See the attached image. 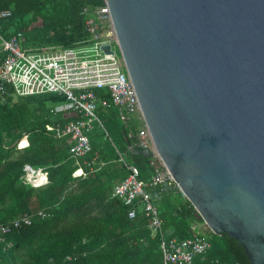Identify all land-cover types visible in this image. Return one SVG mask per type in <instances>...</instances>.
Here are the masks:
<instances>
[{
    "label": "water",
    "instance_id": "obj_1",
    "mask_svg": "<svg viewBox=\"0 0 264 264\" xmlns=\"http://www.w3.org/2000/svg\"><path fill=\"white\" fill-rule=\"evenodd\" d=\"M103 1L162 163L211 232L264 264V0Z\"/></svg>",
    "mask_w": 264,
    "mask_h": 264
},
{
    "label": "trees",
    "instance_id": "obj_2",
    "mask_svg": "<svg viewBox=\"0 0 264 264\" xmlns=\"http://www.w3.org/2000/svg\"><path fill=\"white\" fill-rule=\"evenodd\" d=\"M102 4L103 0H0V13L9 10L8 16L0 17V33L20 32L24 47L69 46L86 34L83 8ZM96 93L109 96L103 89ZM64 100L55 93L6 103L0 99V224L34 214L30 225L0 234V264H163L159 237L152 234L144 214L128 218L129 207L112 196L115 184L127 175L119 153L138 167L142 180L153 170L149 155L127 150L126 129L109 103L97 108L101 125L95 123L88 133L90 152L78 160L71 157L67 138L46 130L52 122L48 103ZM23 135L29 144L18 148ZM26 163L43 167L48 182L39 187L24 183ZM79 166L85 175L73 176ZM148 191L169 238L192 236L191 226L204 224L179 189L174 194L159 187ZM39 210L43 216L36 215ZM207 228L201 226L199 232H208L210 249L192 264H250L235 239Z\"/></svg>",
    "mask_w": 264,
    "mask_h": 264
},
{
    "label": "built area",
    "instance_id": "obj_3",
    "mask_svg": "<svg viewBox=\"0 0 264 264\" xmlns=\"http://www.w3.org/2000/svg\"><path fill=\"white\" fill-rule=\"evenodd\" d=\"M82 13L87 16L86 34L69 46L24 47L20 42L21 33L10 36L0 33L1 102L45 93L63 96L64 105L50 107L52 122L46 126V130L56 138L66 137L69 153L76 160L91 150L88 133L95 123L101 125L97 108L113 104L117 119L126 129L127 150L147 149L153 170L148 179L142 180L138 167L126 162L124 154L119 153V160L125 164L127 175L115 184L112 196L129 207L128 218H135L140 211L144 214L152 234L159 237L163 264H192L196 256L208 252L211 243L208 237L200 234L199 224L191 226L192 236L182 239L169 238L163 230V221L148 189L170 188L174 192L179 188L153 146L123 60L112 48L111 42L116 41V37L108 5L103 1L101 6H85ZM8 15L9 10L0 13V17ZM107 45L109 49L104 50L102 47ZM89 47L93 54L87 53ZM97 89L105 90L109 94L108 98L99 96ZM62 114L69 116L64 122H60ZM24 139L26 142L22 144ZM28 144L27 136L23 135L17 147ZM22 170V179L26 184L39 187L48 182V174L43 167L26 163ZM80 175L84 176L85 172L79 166L73 176ZM43 214L42 210L36 213L38 216ZM33 216L22 214L9 223L0 224V234L9 232L12 227L17 229L30 225ZM0 241H3L2 236Z\"/></svg>",
    "mask_w": 264,
    "mask_h": 264
},
{
    "label": "rangeland",
    "instance_id": "obj_4",
    "mask_svg": "<svg viewBox=\"0 0 264 264\" xmlns=\"http://www.w3.org/2000/svg\"><path fill=\"white\" fill-rule=\"evenodd\" d=\"M111 45H112V48L115 50V52L117 53V55L119 56L120 55V53H119V50H118V45H117V43H116V41H112L111 42ZM49 46H57V45H49ZM87 53H89V54H93L94 52H93V50L91 49V47H89V48H87ZM48 105L49 106H60V105H64V103H63V101L62 102H52V103H48ZM97 111V113H98V109L96 110ZM199 226L201 227V226H204V229H206L207 227H206V225H204V224H199ZM208 229V228H207ZM203 232V234H204V236H207L208 237V232H206V231H201V233Z\"/></svg>",
    "mask_w": 264,
    "mask_h": 264
},
{
    "label": "crops",
    "instance_id": "obj_5",
    "mask_svg": "<svg viewBox=\"0 0 264 264\" xmlns=\"http://www.w3.org/2000/svg\"><path fill=\"white\" fill-rule=\"evenodd\" d=\"M1 27V26H0ZM20 33V32H19ZM22 41V35L20 36V42ZM62 118H61V120H64V121H66V118H69V116L67 115V114H62ZM63 121V122H64ZM60 122H62V121H60ZM167 189H170V188H167ZM171 190V189H170ZM172 191V190H171ZM172 193L174 194V192L172 191Z\"/></svg>",
    "mask_w": 264,
    "mask_h": 264
},
{
    "label": "bare ground",
    "instance_id": "obj_6",
    "mask_svg": "<svg viewBox=\"0 0 264 264\" xmlns=\"http://www.w3.org/2000/svg\"><path fill=\"white\" fill-rule=\"evenodd\" d=\"M26 142V140L24 139L21 143L24 144Z\"/></svg>",
    "mask_w": 264,
    "mask_h": 264
}]
</instances>
